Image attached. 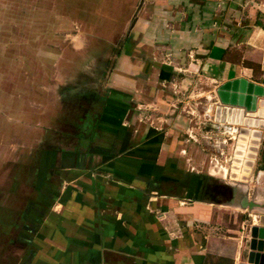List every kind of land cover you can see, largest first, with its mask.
<instances>
[{
  "label": "rangeland",
  "instance_id": "obj_1",
  "mask_svg": "<svg viewBox=\"0 0 264 264\" xmlns=\"http://www.w3.org/2000/svg\"><path fill=\"white\" fill-rule=\"evenodd\" d=\"M169 1L162 8L156 0H131L133 7L120 0H0V264L29 254V224H40L49 205L44 180L48 199L57 186V169L45 162L63 149L95 144L106 155L115 153L93 170L111 177L118 172L103 162L154 161L160 154L164 165L208 176L202 188H211L216 201L229 196L226 175L207 173L213 158L227 166L231 142L221 144L225 134L209 120L215 83L188 69L202 51L177 37L157 40V32L173 31L175 10L178 30H191L189 20L202 15L204 0ZM108 113L120 127L116 139L98 127ZM262 186L256 179L251 191L244 186L257 208L236 206L235 218L222 217L236 237L247 230L251 213L263 210Z\"/></svg>",
  "mask_w": 264,
  "mask_h": 264
},
{
  "label": "crops",
  "instance_id": "obj_2",
  "mask_svg": "<svg viewBox=\"0 0 264 264\" xmlns=\"http://www.w3.org/2000/svg\"><path fill=\"white\" fill-rule=\"evenodd\" d=\"M121 2L133 7L131 0ZM169 2L156 0V5L163 8ZM199 5L202 15L189 20L191 30L185 34L178 30L175 10L173 31L157 32V40L177 37L179 42L188 41L193 52L202 51L188 69H198L215 83V88L235 77L259 83L264 64V0H204ZM117 101L114 99L110 105L115 107ZM124 104L122 116L128 120L132 109L128 106L133 103ZM108 115L101 114L98 127L116 139L120 127L113 122L116 116ZM161 151L158 147L156 152ZM114 155H106L95 144L63 149L53 160L49 155L44 167L57 169V186L51 189L53 197L48 199L50 183L44 180V198L49 205L43 209L40 224H29V254L16 264H250L246 262L244 240L250 225H258L259 218L264 222V208L255 212L256 221H251L238 237L234 234L238 231L222 219L227 214L236 217L234 209L244 195V186H238L234 196L230 191L227 198L216 201L211 188L209 192L205 186L202 188L203 183L211 181L208 176L201 178L196 169L176 168L173 162L164 165L160 154L154 161L145 156L135 163L130 159L116 161V157L113 163L103 162L109 171L118 172L113 177L93 171L103 158L108 160ZM224 170L225 166L214 158L207 167L208 175L223 180ZM252 170L249 191L255 179L264 181L262 138ZM223 183L232 185L227 180Z\"/></svg>",
  "mask_w": 264,
  "mask_h": 264
},
{
  "label": "water",
  "instance_id": "obj_3",
  "mask_svg": "<svg viewBox=\"0 0 264 264\" xmlns=\"http://www.w3.org/2000/svg\"><path fill=\"white\" fill-rule=\"evenodd\" d=\"M214 94L209 120L225 134L221 144L231 142L225 169L234 196L238 186H248L259 141L264 140V64L259 83L235 77L217 85ZM245 192L244 188L239 207L257 208L258 203ZM258 222L249 226L244 240L246 262L250 264H264V222L260 218Z\"/></svg>",
  "mask_w": 264,
  "mask_h": 264
},
{
  "label": "bare ground",
  "instance_id": "obj_4",
  "mask_svg": "<svg viewBox=\"0 0 264 264\" xmlns=\"http://www.w3.org/2000/svg\"><path fill=\"white\" fill-rule=\"evenodd\" d=\"M218 143H220L219 141H218ZM225 144V143H224ZM251 219H252V221L254 220V222L256 221V216H255V213H251Z\"/></svg>",
  "mask_w": 264,
  "mask_h": 264
}]
</instances>
